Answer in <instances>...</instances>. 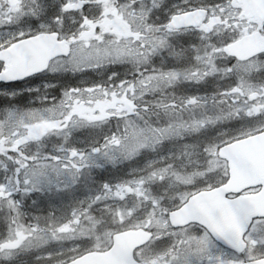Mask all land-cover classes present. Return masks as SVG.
Segmentation results:
<instances>
[{"label": "snow or ice", "instance_id": "snow-or-ice-1", "mask_svg": "<svg viewBox=\"0 0 264 264\" xmlns=\"http://www.w3.org/2000/svg\"><path fill=\"white\" fill-rule=\"evenodd\" d=\"M0 264H264V0H0Z\"/></svg>", "mask_w": 264, "mask_h": 264}]
</instances>
